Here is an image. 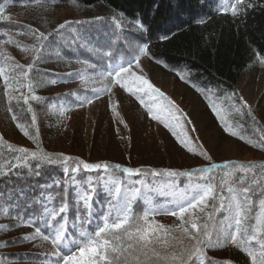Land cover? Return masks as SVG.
<instances>
[{
	"label": "snow or ice",
	"instance_id": "obj_1",
	"mask_svg": "<svg viewBox=\"0 0 264 264\" xmlns=\"http://www.w3.org/2000/svg\"><path fill=\"white\" fill-rule=\"evenodd\" d=\"M30 0H23L27 4ZM39 3V0H36ZM222 7L221 14H230L237 18L246 13V10L254 7L252 0H219ZM8 17L0 14V20ZM102 18L97 17L96 20ZM117 29L124 30L122 21L113 17ZM203 23L204 21H199ZM73 22L65 21L57 26L53 32H59L70 27ZM76 24L83 22L76 21ZM133 31L146 33L147 28L139 20L133 21ZM18 34L34 43L30 48L25 47L19 40L8 36L7 31L0 32V36L8 39H0V44H11L22 52L31 51V62L25 64L15 62L14 58L0 52V81L4 96L9 103L8 112L13 113L11 102L19 98L9 94V90L17 87L27 88L28 94L23 95V105L32 113L31 125L36 127L37 117L30 102L41 103L42 99L35 95V88L39 82L35 80L36 65L44 60V52L47 41L53 34L45 33L31 26H23L18 29ZM166 39V37L162 38ZM134 40H141L137 35ZM82 47L88 46L92 51L94 46H89V41L84 40ZM108 58L106 64L97 66L87 60L78 61L87 66V69L76 73H67L68 78L78 77L84 84L100 82L101 87H93L90 94H86L76 107H83L93 103L101 96L107 95L108 107L116 113L117 104L111 99L113 95L123 93L135 98L139 105L146 111L148 117L162 124L176 142L189 153L199 155L208 161L206 166L195 167L189 170L134 168L109 162H86L83 159L72 158L63 154H50L41 148L29 151L25 147H13L7 145L8 151L14 153L15 163L7 165L0 163V176L15 174L23 176L22 169L27 168L30 174L39 176L40 169L44 165H60L63 170L64 198L58 208L49 207L54 197L37 198V203L46 201L42 206L39 216H30L25 219L22 215L14 217L19 221L16 227H35L39 221L49 229L47 234L40 227H35L33 233L22 237L24 241L40 238L50 242L53 248L55 264H206L208 249H217L231 245L246 253L250 264H264V200L259 203L261 211L258 215L251 216L254 201L252 194L258 190L264 196V164L240 163L236 161H224L216 163L212 157L199 144L198 139L191 133L194 127L189 128L191 120L164 92L155 87L151 81L137 70L142 72L141 58L150 57L148 43L128 44V51L119 58L113 57L111 52L104 53ZM59 55V53L57 54ZM151 58V57H150ZM264 65V56L259 58ZM181 80L185 76L177 72ZM52 80V83H56ZM64 82H67L65 80ZM211 92L212 90H208ZM75 95V93H73ZM209 108L212 110L223 131L231 136L244 139L231 124L222 116L223 108L213 102V96L207 95ZM221 98L217 97V100ZM224 99L231 100L233 108L238 103L236 110L247 115L255 121L251 108L242 97L237 99V94L232 93ZM12 120L23 135L34 144L37 143V135L17 121L13 113ZM123 124L124 121L120 120ZM127 127V125H125ZM259 133L258 145L264 148V131L256 129ZM2 140V138H0ZM252 143L251 140L246 141ZM34 162V163H33ZM74 165V166H72ZM7 169V170H6ZM260 171V179H256V172ZM96 173V183L91 179L78 180V174ZM116 173H122L119 179ZM251 174V177H249ZM151 176L160 178L155 186H150L144 179ZM141 177L135 183L139 187L125 186V178ZM186 177L187 183L179 187L174 178ZM55 186L60 187L61 182L55 181ZM103 186L107 193V211L98 215L94 211L97 189ZM42 189L52 185H41ZM69 187L74 189L73 197L69 199ZM24 190L21 189V196ZM149 193L166 197L163 204H157ZM225 193H227L225 195ZM2 195V194H0ZM138 198H143L145 208L142 213L134 211V203ZM75 209L70 234L68 229V213ZM7 217L8 208H3ZM220 214V219H217ZM164 215L175 217L179 222L174 227L160 223L155 217ZM95 227L92 229L93 222ZM9 225H0V230H7ZM253 243L256 247H253ZM214 264V262H212Z\"/></svg>",
	"mask_w": 264,
	"mask_h": 264
},
{
	"label": "trees",
	"instance_id": "obj_2",
	"mask_svg": "<svg viewBox=\"0 0 264 264\" xmlns=\"http://www.w3.org/2000/svg\"><path fill=\"white\" fill-rule=\"evenodd\" d=\"M73 3L77 8L79 16L91 17L93 12L101 14V17L107 19V23L114 24L113 17L122 21L125 30L131 35H140V43H148L151 60L165 64L169 69L180 70L192 75L193 78L202 81L204 85L211 87L216 96L226 104H232L231 100L224 99L233 92L237 94V84L241 80L244 73L264 56V0H252L255 5L246 10V13L234 18L230 12L221 14L219 9L222 5L219 0H30L27 4L23 0H0V14L7 16V20H0V32L7 31L8 36L12 39L19 40L25 47L30 48L34 41L18 34V29L23 26H31L46 34H53L47 41V47L44 52V60L36 65L35 80L39 82V86L35 88V95L41 97L42 102H30L37 117L36 127H32V113L27 111V106L23 105V95L28 94L27 88L17 87L16 90H9V94L19 98V104L16 100L11 102L13 113L17 116V121L27 127L33 135H37V143L25 137L23 133L16 127V122L12 120V114L8 112L9 103L4 96L2 87L3 82L0 81V163L7 165L9 162L15 163L14 153L8 151L7 145L13 147H25L29 151L37 150L43 145L42 125L45 123V116L48 109L52 106L58 107V103H64V100L56 101L57 98L50 93V84L52 80L65 81L68 77L65 73L56 69H49L51 65L48 59L52 53H56L57 58H64L67 63L75 64L78 60L69 57L66 54L67 47H61L54 39L53 28L51 24L46 23L44 14H14L16 10L43 9L49 4L55 6H67ZM77 14V13H75ZM82 18V17H81ZM139 20L147 28L146 33H137L133 31V21ZM203 20V23L199 21ZM53 27V26H52ZM72 33V31H68ZM65 34V33H64ZM166 37V39H162ZM105 38V37H104ZM0 39H8V37L0 36ZM99 40L91 41L92 46ZM74 42V41H73ZM75 50L84 58V50H88V46L82 47L81 42H74ZM54 46V47H53ZM53 47V48H52ZM74 48V46H73ZM0 52L6 53L14 58L15 62L27 64L31 62V51L22 52L11 44H0ZM2 59V58H0ZM64 64V63H63ZM68 64H65V66ZM84 64H82L83 66ZM63 69V65L61 66ZM239 96L237 95V99ZM63 106L66 105L62 104ZM240 105L236 104V109ZM76 109L77 107H68ZM252 116L251 119L244 110V115L237 110L229 107L231 111L232 130L242 135L244 139L234 137L239 142L248 145L257 153L264 155V148L258 145L259 128L264 131V122L258 117L255 106H250ZM251 140L252 143L246 141ZM23 142V144L20 143ZM42 149V148H41ZM51 154V153H50ZM242 163L264 164L263 161L249 160L240 161ZM34 163V162H33ZM74 166V165H72ZM7 170V169H6ZM16 171L8 176H0V222L6 221L8 224L17 225L19 221L15 219L17 215H22L25 219L30 216H39L42 212V206L46 201L37 203V198L52 196L54 201L49 207L57 206L64 198L63 187V170L62 166L44 165L40 169V175L30 174L27 168L22 169L23 176L15 174ZM92 176L91 180L96 183V173L78 174V180H87L84 176ZM123 175L116 173V176ZM122 177V176H120ZM251 177V174H249ZM261 173L256 172V179H260ZM127 179V183H126ZM124 180L125 186L132 187L131 184L135 180ZM55 181H60L61 186L56 187ZM177 185L179 181L176 182ZM187 182L179 187H184ZM41 185H52L42 189ZM21 189L24 190L21 196ZM72 189L69 187V191ZM227 193H225L226 195ZM69 198H71L69 196ZM254 201L251 216L258 215L259 203L264 200V196L259 191L252 194ZM158 202V200H156ZM137 203H140L137 201ZM8 208L7 217L3 213V208ZM142 213V212H141ZM75 217L74 209L68 213L69 221H73ZM220 219V214H217ZM39 223V221L37 222ZM41 225V224H40ZM253 247L256 245L253 243ZM227 254L224 259L219 260L212 258L207 252L206 264H250V259L246 253L239 249L226 245L223 247ZM207 251V250H206ZM199 264V262H197Z\"/></svg>",
	"mask_w": 264,
	"mask_h": 264
},
{
	"label": "rangeland",
	"instance_id": "obj_3",
	"mask_svg": "<svg viewBox=\"0 0 264 264\" xmlns=\"http://www.w3.org/2000/svg\"><path fill=\"white\" fill-rule=\"evenodd\" d=\"M35 6L30 7V10H26V12L16 10L14 14H44L46 23L51 24L50 27L53 29H56L59 24L65 21L73 22L70 27H66L58 33L55 32L54 37L56 39L50 40V42L57 41L58 45L61 43L64 47L69 48L70 51L66 54L69 57L74 58L76 56L73 51L74 42L83 44L84 40H88L89 46H92L91 41L95 42V39L101 42L104 41L103 49L111 48L112 56L116 48L126 46L125 49L128 50L130 42L139 43L125 30L127 27H124L125 29L121 31L115 27V24L107 25V19L101 17L99 13L93 12L91 17L79 16L76 10L77 7L71 2L69 5L62 7L55 6V3L49 4L40 10H33ZM97 17L102 19L96 20ZM76 21L83 23L76 24ZM67 30L72 31V33L67 32ZM110 35L113 36V39L110 38ZM97 45H95L93 51H95ZM104 53L106 52H100L98 49L97 55L93 54L96 57L94 60L98 66L106 64L108 61ZM50 56L48 62L51 65L47 66L49 69H56L65 74L87 70L86 66L75 64L74 61L67 63L68 61L62 58L60 60L55 56V53ZM65 64H68V66H65ZM62 65L63 69L61 68ZM141 67L143 71L137 70L138 73L145 75L155 87L174 101L191 120V125L188 127L196 129L191 135L198 139L199 144L204 146L213 162L264 160L263 154L257 153L248 145L239 142L234 136L223 131L220 122L209 108L206 96L212 95L213 102H216L218 106H222L223 111L221 114L230 124H232V120L229 107L232 104H226L221 99L217 100V96L211 87L204 85L201 83L202 81L193 78L187 72L170 71L165 64L150 60L148 57L141 58ZM177 72L184 75L185 79L181 80ZM65 80L67 82L60 81L50 84V93L59 97L57 100H74L78 97L83 99L87 91H89L87 94H90L91 88L102 86L100 82L84 84L76 76ZM208 90L212 91L209 92ZM237 95L242 97L249 106H255L258 117L264 122V65H261L259 60L242 76L237 84ZM108 99L107 95L101 96L93 103L78 107L73 111L64 110L63 108H49L45 116V123L42 125L43 145L41 148L54 155L63 154L90 163L106 161L134 168L183 171L207 165L208 161L182 148L162 124L150 119L135 98L129 97L122 90L118 96L113 95L111 99L117 104L115 114L108 107ZM233 109L236 110V108ZM120 120H123L124 123H119ZM20 143L23 144L22 141ZM89 176L92 178L91 175ZM84 177L91 179L88 176ZM134 178L131 180H135ZM137 179L140 180L141 177ZM144 179L151 186H155V183L160 180V178L154 180L151 176ZM174 179L176 182L179 181L178 186L187 182L186 177ZM132 185L140 186L135 183H132ZM149 194H152V199L156 197L163 200L158 204H163L166 200V197L154 193ZM68 195L71 200L73 191L71 193L70 190ZM103 197L105 199H102ZM94 200L95 212L98 211L102 215L103 212L107 211L108 197L103 186L97 189ZM61 203L62 201L55 207L58 208ZM144 208L145 202L142 205L134 204L136 213L143 212ZM155 219L171 227L179 223L175 217L171 216L160 215ZM72 224L73 222L69 221V232L74 230ZM0 225L10 226L7 230H0V264H55L56 258L52 256L53 248L50 242L43 241L40 238L31 241L22 239L23 236L34 232L31 227H16L15 224H8L6 221L0 222ZM93 225H95V221ZM48 232L49 229L47 228L45 234ZM207 252L212 258L219 260L224 259L227 254L223 247L208 249ZM31 254L33 256L29 257Z\"/></svg>",
	"mask_w": 264,
	"mask_h": 264
}]
</instances>
